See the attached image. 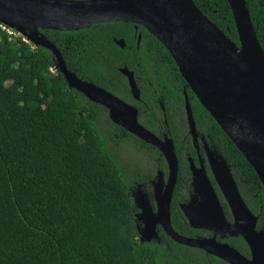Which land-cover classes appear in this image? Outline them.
I'll list each match as a JSON object with an SVG mask.
<instances>
[{"label": "trees", "instance_id": "trees-1", "mask_svg": "<svg viewBox=\"0 0 264 264\" xmlns=\"http://www.w3.org/2000/svg\"><path fill=\"white\" fill-rule=\"evenodd\" d=\"M193 1L240 45L228 0ZM246 2L264 51V0ZM41 33L61 52L70 72L137 108L141 125L160 139L168 136L174 141L179 174L171 216L179 235L211 237L193 229L178 205L189 203L194 195L189 158H197L185 92L199 150L203 153L207 142L226 162L246 205L259 217L257 230L264 233V186L256 171L199 102L157 38L142 26L136 31L134 24L124 22ZM2 37L0 264H228L175 242L164 231L160 242L141 241L133 196L140 189L153 198L159 173L168 175L164 155L115 124L104 106L72 89L50 50L22 38ZM115 39L124 40L126 48ZM124 68L134 74L139 101ZM215 187L233 222L226 199ZM224 243L250 258L243 238Z\"/></svg>", "mask_w": 264, "mask_h": 264}, {"label": "water", "instance_id": "water-1", "mask_svg": "<svg viewBox=\"0 0 264 264\" xmlns=\"http://www.w3.org/2000/svg\"><path fill=\"white\" fill-rule=\"evenodd\" d=\"M239 35L240 45L212 23L193 0H0V22L27 37L36 47L50 50L68 85L90 101L104 106L110 119L140 140L156 147L168 165V180L162 172L153 184L157 212H153L139 189L134 198L142 213L138 229L141 241L158 239L157 227L175 242L197 248L228 264H264V233L257 230L255 216L242 198L238 186L222 158L205 149L210 168L233 215L230 223L216 190L201 163L191 164L192 187L199 201L183 204L181 209L194 229L212 232L210 238L179 235L173 225L171 205L179 173L174 141L158 138L139 122V111L99 86L80 79L67 69L58 48L41 30L79 31L95 24L132 23L138 31L144 27L169 51L180 73L202 106L223 129L256 171L264 186V51L255 32L246 0H228ZM142 36L139 35L138 47ZM116 44L126 48L124 40ZM131 93L140 100L134 74L122 70ZM185 108L194 142L198 141L196 124L188 94ZM241 237L250 248V258L221 242Z\"/></svg>", "mask_w": 264, "mask_h": 264}, {"label": "flooded vegetation", "instance_id": "flooded-vegetation-1", "mask_svg": "<svg viewBox=\"0 0 264 264\" xmlns=\"http://www.w3.org/2000/svg\"><path fill=\"white\" fill-rule=\"evenodd\" d=\"M192 136V135H191ZM194 141V140H193ZM204 141V140H203ZM195 143V145H196V147H197V153H196V159H194V158H189V162H190V170H191V164L193 163V164H195L197 167H200L201 166V163H203V165H204V167H205V169H206V172H207V174H208V171H207V168H206V165H208V168H209V170H210V173H211V175H209L208 174V176H209V178H210V180H211V182H212V184H213V187H214V189L216 190V187H215V185L218 187V185H217V183L215 182V180H214V176H213V174H212V171H211V168H210V162H209V158H208V155H207V152H206V149H205V151H203V153L199 150L200 149V147L197 145V143H198V141L197 142H194ZM204 143V147H205V143H207V142H203ZM211 150V149H210ZM213 152V151H212ZM217 156V155H216ZM218 157V156H217ZM218 158H220V157H218ZM191 173H192V171H191ZM179 174V173H178ZM164 175V174H163ZM168 175H169V172H168ZM168 175L167 176H165L164 175V178H165V180L167 181L168 180ZM192 178H193V175H192ZM177 182H178V178H177ZM154 184V183H153ZM215 184V185H214ZM176 186H177V184H176ZM193 188V187H192ZM218 189H219V187H218ZM175 190H176V187H175ZM175 190H174V194H173V198H174V196H175ZM220 190V189H219ZM194 192V191H193ZM216 192H217V190H216ZM221 192V191H220ZM145 194V193H144ZM217 195H218V192H217ZM145 196H146V198H147V200H148V202L150 203V206H151V208H152V210H153V212H157V204H156V200H155V197H154V192H153V198H149L146 194H145ZM134 198H139V195H138V191L136 192V193H134V196H133ZM218 197H219V195H218ZM220 199V198H219ZM199 201V198H198V196L197 195H193L191 198H190V202L189 203H185V202H179V206H180V208H181V205H183V204H196L197 202ZM172 202H173V200H172ZM171 207H172V205H171ZM137 208H138V213H137V216L138 215H140L141 213H142V210L140 209V206L138 205L137 206ZM225 213V212H224ZM226 216V215H225ZM227 218V217H226ZM187 219V218H186ZM228 220V219H227ZM230 222V221H229ZM230 223H232V222H230ZM142 227H143V224H142V222H138V229H142ZM194 229V228H193ZM196 230H198V229H196ZM161 231H164L163 230V228L161 227V226H158L157 227V233H158V239H152V240H150V241H148V242H152V241H158V242H160L161 240H160V234H161ZM201 231H204V230H201ZM165 232V231H164ZM207 232H209V231H207ZM210 234H211V237H212V232H209ZM139 236H140V233H139ZM207 238H210V237H207ZM218 240L219 241H221V242H224V240H222L221 238H218Z\"/></svg>", "mask_w": 264, "mask_h": 264}, {"label": "built area", "instance_id": "built-area-1", "mask_svg": "<svg viewBox=\"0 0 264 264\" xmlns=\"http://www.w3.org/2000/svg\"><path fill=\"white\" fill-rule=\"evenodd\" d=\"M2 35H6L11 38H22L24 42L34 45L27 37H25L22 33L17 31L16 29L9 27L5 23L0 22V41L2 40ZM35 46V45H34ZM36 47V46H35ZM54 72L53 69H51Z\"/></svg>", "mask_w": 264, "mask_h": 264}]
</instances>
